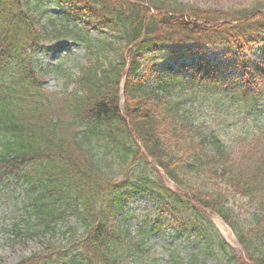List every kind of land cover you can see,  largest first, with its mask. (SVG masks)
<instances>
[{
	"label": "trees",
	"instance_id": "16d2710c",
	"mask_svg": "<svg viewBox=\"0 0 264 264\" xmlns=\"http://www.w3.org/2000/svg\"><path fill=\"white\" fill-rule=\"evenodd\" d=\"M133 1L147 8L128 0H0V181L14 178L37 194L29 202L39 213L46 210L44 223L37 224L42 233L75 221L59 229L61 240L43 243L42 252L20 264H134L170 231L187 246L202 242L207 249L212 229L206 210L234 228L251 264H264L259 231L250 236L224 206L241 193L264 208V127L249 110L260 106L264 90L259 96L241 91L234 85L246 78L225 82L207 63L188 77L143 76L159 60L153 55L162 43H226L237 55L248 46L264 51V21L245 9ZM209 25L218 32L205 30ZM52 41H72L84 52L86 64L78 66L77 76L56 66L57 81L73 91L44 87L54 67L42 65L38 48ZM241 59L234 64L247 76L262 73ZM203 102L226 116L228 107H237L234 115L248 117H222L224 127L248 120L258 136L237 133L224 144L215 128L194 117ZM138 144L183 193L169 190L142 166ZM220 182L233 192H215L211 184ZM137 199L151 203L150 210L137 207Z\"/></svg>",
	"mask_w": 264,
	"mask_h": 264
},
{
	"label": "rangeland",
	"instance_id": "374dc122",
	"mask_svg": "<svg viewBox=\"0 0 264 264\" xmlns=\"http://www.w3.org/2000/svg\"><path fill=\"white\" fill-rule=\"evenodd\" d=\"M184 4L197 5L201 8H212L216 10L222 11H230V10H240L242 8L252 7L254 5H260L264 2V0H178ZM256 8V7H253ZM78 55V54H77ZM79 56V55H78ZM80 57V56H79ZM55 83V82H52ZM50 90H52L53 86L48 85ZM202 117H205L201 114ZM0 264H16L25 256H28L30 251L35 248V241L31 238H28L27 243L23 241H18L14 244L4 242L6 236L3 235L4 227L8 224H11L12 221L16 220V217L21 215V211L19 210V206H13L15 203H19L21 198V192L18 191V185H12L10 187H0ZM22 189V187H21ZM8 190V191H6ZM235 202L231 201L230 205H234ZM244 207L241 212L243 215H239V218L243 221L248 217L247 213L251 212V207L245 200L242 201ZM20 214L17 215V213ZM210 220L218 230L222 238L228 245V248L236 255V257L241 258L243 260L242 250L240 246L237 244L235 238L231 234L229 228L223 224V222L214 214H210ZM219 252L213 256L211 259H207L206 261H201L197 264H216V260L219 259ZM158 260L163 263H168V261L164 258V255L161 252L156 254Z\"/></svg>",
	"mask_w": 264,
	"mask_h": 264
}]
</instances>
